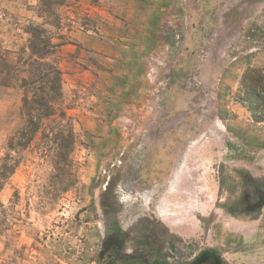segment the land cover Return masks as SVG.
<instances>
[{"label":"rangeland","instance_id":"rangeland-1","mask_svg":"<svg viewBox=\"0 0 264 264\" xmlns=\"http://www.w3.org/2000/svg\"><path fill=\"white\" fill-rule=\"evenodd\" d=\"M247 179L264 188V0H0V264H99L113 203L184 260L264 264Z\"/></svg>","mask_w":264,"mask_h":264},{"label":"flooded vegetation","instance_id":"flooded-vegetation-1","mask_svg":"<svg viewBox=\"0 0 264 264\" xmlns=\"http://www.w3.org/2000/svg\"><path fill=\"white\" fill-rule=\"evenodd\" d=\"M243 212H257L264 207V188L255 180L247 179L240 195ZM101 223V240L97 260L99 264H227L214 248L200 250L190 259L177 253L175 234L154 218H138L122 224L116 217L121 204H110Z\"/></svg>","mask_w":264,"mask_h":264},{"label":"trees","instance_id":"trees-1","mask_svg":"<svg viewBox=\"0 0 264 264\" xmlns=\"http://www.w3.org/2000/svg\"><path fill=\"white\" fill-rule=\"evenodd\" d=\"M257 82H260V79H258L257 81H255V83H257ZM244 84H245V81H244ZM26 99H27V97L25 98V100ZM25 100H24V103L31 105V107L29 108V110L33 108L34 111L38 112L37 114H39L40 111H43V112H52V111L49 110L50 107L47 106V104L45 103V101L42 100L41 98L37 97L36 95L33 96V99L30 102H27V100L26 101ZM40 115H44V114L42 112H40ZM36 118L39 119L40 117L39 116H36ZM30 124H32V122H30Z\"/></svg>","mask_w":264,"mask_h":264}]
</instances>
